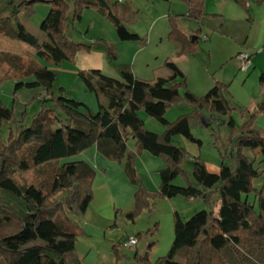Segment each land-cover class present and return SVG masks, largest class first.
Masks as SVG:
<instances>
[{
  "label": "trees",
  "instance_id": "trees-1",
  "mask_svg": "<svg viewBox=\"0 0 264 264\" xmlns=\"http://www.w3.org/2000/svg\"><path fill=\"white\" fill-rule=\"evenodd\" d=\"M180 1L186 5L185 17L200 23L205 16V0ZM232 1L246 7L247 0ZM37 3L51 6L39 26L45 37L42 42L19 20L20 15L31 13ZM119 7V3L107 0H10L0 3V15L9 11L0 17V40L24 43L34 51V56L58 66L63 61L74 60L85 48L67 36L69 27L73 28L85 9H98L113 24L120 41H141L123 24L125 16ZM121 8L135 15L128 4ZM170 37L181 46L180 55L199 39L197 34L187 39L176 28H172ZM193 37L195 40L191 42ZM182 39L189 45H182ZM164 66L169 75L152 82L137 79L128 68L120 70V80L106 77L99 70L79 72L86 90L98 100V110L92 113L83 103L62 95L51 96L49 92L56 75L39 67L33 59L0 53V69L8 68L19 80L14 92L44 88L51 102L49 108L42 106L30 126H21L15 135L0 144V264H80L75 255L76 233L71 217L85 214L93 199L95 173L83 161L59 163L92 146L103 157L123 162L132 185L137 184L136 154L146 151L162 157L165 167L159 170L157 196L200 199L210 206L216 196L214 208L201 210L186 222L181 221L177 212L173 213L174 237L166 256L150 262L148 253L141 256L135 252L133 264H264V170L255 167V160L243 153L260 150L264 156V136L252 126L251 120L245 122L237 133L233 167L222 163L218 172L211 173L203 162L193 160L192 176L196 185H174L173 181L183 174L180 165L186 153L171 143L172 138L182 136L200 145L191 133V125L203 127L201 112H209L211 124L215 117H227L231 107L223 95L225 85L216 82L198 97L187 89L185 76L174 62L166 61ZM28 78L33 81L24 82ZM259 81L264 83V74ZM101 98L105 100L102 103ZM182 101L193 108L192 114L167 122L168 109ZM57 109L64 114V120L57 117ZM260 110L264 111V106ZM139 111L158 121L164 127L163 133L157 135L144 129ZM12 116V110L0 104V127ZM225 124L235 130L230 116ZM129 139L135 141L136 154L128 151ZM46 167H53L46 184L20 186L12 179L14 172L26 173ZM258 178H262V185L257 190L253 181ZM250 193L254 194L253 202L248 200ZM145 202L138 189L134 211L127 217L133 220Z\"/></svg>",
  "mask_w": 264,
  "mask_h": 264
},
{
  "label": "rangeland",
  "instance_id": "rangeland-1",
  "mask_svg": "<svg viewBox=\"0 0 264 264\" xmlns=\"http://www.w3.org/2000/svg\"><path fill=\"white\" fill-rule=\"evenodd\" d=\"M9 1L0 0V3L3 5ZM107 1L120 4L119 9L125 16V19H122L123 24L131 33L138 35L141 41H120L113 24L98 9L90 8L83 10L81 19L73 28L70 26L68 29L67 36L70 40L85 45L80 52L81 56L79 57V53L74 60H66L56 66L34 56V51L29 46L10 40H5L12 42L10 52L0 49V53L33 59L39 67L46 68L56 75L49 92L51 96L55 98L62 95L64 98L83 103L92 113L98 110V100L93 93L86 90L78 77L82 66L102 60L106 69L116 70L118 75L122 68H128L137 79L152 82L157 77L169 75L164 66L166 61L174 62L175 58L185 56L189 61L184 65L187 71L184 73L187 89L190 91V86H193L199 77L205 78L210 88L216 82L223 84L226 86L223 95L228 99L231 110L227 117H215L207 128L199 124L191 125V133L200 141V145L189 142L182 136L172 138L171 143L186 153L180 165L183 174H180L173 184L196 185L192 176L193 160L203 162L211 173L218 172L222 163L233 167L234 157L237 156L236 137L242 125L251 120L252 126L264 136V111L260 110L261 106H264V83L259 81L260 75L264 74V1L247 0L245 8L233 2L237 13L223 10L222 15H205L203 18L207 21L203 20L201 33L198 30L200 23L185 17L186 5L180 0ZM125 4L130 6L135 15L123 11L121 6ZM205 5L206 11L218 8L214 0H205L204 10ZM50 7L49 4L37 3L31 13L19 17L26 30L40 42L44 41L45 37L39 26ZM8 14L9 11L3 12L0 17ZM222 26H237L239 30L236 38L222 34ZM172 28L181 33L184 30L187 36L182 34L187 39L195 34L199 39L180 55L181 46L170 37ZM227 34H230L228 29ZM204 35L209 39L213 38L211 47L209 40H202ZM186 44L189 45L188 42ZM239 52H246L251 56L252 65L248 72H240L238 67L236 69L234 66L237 63L234 57ZM18 81L9 73L8 68L1 67L0 104L12 110L13 116L10 121L2 122L0 144L6 142L10 135H15L21 126H30L42 106H51L50 97L44 88H23L14 92ZM30 81H33V78L24 82ZM103 101L105 100L101 98L100 102ZM192 110L186 102H179L168 109L165 120L174 122L178 117L190 114ZM140 113L145 117V121L142 119L144 129L157 135L163 133L164 127L158 121L143 111H139L138 115ZM201 114L210 118L208 111H202ZM56 115L60 120H64L65 116L60 109L56 110ZM229 116L233 119L235 130L229 129L225 124ZM219 122L224 124L218 125ZM127 148L129 152L136 154L134 140L129 139ZM243 153L255 160V167L264 170V156L260 150H245ZM79 161L88 164L95 173L91 203L83 216L71 217L76 233L75 255L80 264H133L135 252L141 256L148 253L150 262H155L158 258L166 256L172 245L174 212L179 214L182 222H186L195 213L214 208L216 196L211 206L200 199L191 200L180 196L167 199L157 196L156 192L160 186L159 170L165 167V161L162 157L152 156L146 151L136 154L134 159L136 185L129 182L123 162L118 163L103 157L95 146L74 157L61 160L59 165ZM52 168L46 167L26 173L14 172L12 179L20 186H39L49 182ZM261 185L262 178L253 181V187L257 190ZM138 189L146 202L137 216L130 220L127 214L134 211V196ZM248 200L254 201L253 193L249 194ZM128 237L137 239L135 247L121 246L122 241Z\"/></svg>",
  "mask_w": 264,
  "mask_h": 264
},
{
  "label": "crops",
  "instance_id": "crops-1",
  "mask_svg": "<svg viewBox=\"0 0 264 264\" xmlns=\"http://www.w3.org/2000/svg\"><path fill=\"white\" fill-rule=\"evenodd\" d=\"M171 1V0H170ZM170 1H168V2H170ZM214 2H215V4L217 5V7L218 8H214V11H211V10H208V11H206V5H205V10H204V12H205V15H207V16H210V15H222V13H221V11H223V10H227V11H229V12H231V13H237V9H236V7H235V5H233L234 3H233V1L232 0H214ZM183 14H184V12H183ZM183 14H181V15H183ZM203 20H205V21H207L206 19H202L201 21H200V24H199V28H198V30H199V32L201 33V28H202V24H203ZM227 29H228V32L230 33V34H227ZM238 28H237V26H222V28H221V32H222V34H224V35H230V36H232V37H235L236 38V36H237V32H238ZM182 33L185 35V36H187L186 35V33L184 32V30H182ZM183 40V39H182ZM208 40H209V46L211 47L212 45H213V38H210L209 39V37H208ZM1 43H0V49H2L3 51H9L10 52V50H9V48H10V46H11V44H12V42H10V41H5V40H1L0 41ZM182 43V45H185L186 43H185V41L183 40V41H181ZM24 44V43H23ZM24 48V47H23ZM24 49H26V48H24ZM81 54L82 53H80V55H79V57L81 56ZM78 57V58H79ZM236 57V56H235ZM234 57V61L236 62V58ZM187 62H189L188 61V59L185 57V56H180L179 58H175V60H174V63H175V65L178 67V69L184 74V73H187V71L185 70V68H184V65L187 63ZM93 63V62H92ZM232 64H233V61H232ZM234 65V64H233ZM251 65H252V63H251ZM234 66H236V69H237V63H236V65H234ZM82 70H80L79 72H81V71H90V70H99L104 76H106V77H109V78H113V79H116V80H120V75H118L117 74V71L116 70H108V69H106L105 67H104V64L102 63V60H99L98 62H96V61H94V64H87V65H85V66H82V68H81ZM78 72V73H79ZM148 73L146 72V75H147ZM134 75V74H133ZM184 76L186 77V75L184 74ZM134 77H136V76H134ZM137 78V77H136ZM157 78H164V77H157ZM156 78V79H157ZM193 86H190V92L193 94V95H195V96H203L209 89H210V86H209V84L207 83V81L205 80V78H203V79H201L200 77H199V80H196L193 84H192ZM212 87V86H211ZM207 89V90H206ZM22 89H20V91H21ZM34 90V89H33ZM204 90H206L205 92H203ZM19 91V90H18ZM17 91V92H18ZM203 93V94H202ZM139 117H140V119L142 120H144L145 121V117L143 116V115H141V113L139 114Z\"/></svg>",
  "mask_w": 264,
  "mask_h": 264
},
{
  "label": "built area",
  "instance_id": "built-area-1",
  "mask_svg": "<svg viewBox=\"0 0 264 264\" xmlns=\"http://www.w3.org/2000/svg\"><path fill=\"white\" fill-rule=\"evenodd\" d=\"M202 40L207 41L208 36L201 37ZM237 67L240 72H248L251 67V56L246 52H239L236 56ZM137 245V239L128 237L122 241L123 248H133Z\"/></svg>",
  "mask_w": 264,
  "mask_h": 264
},
{
  "label": "water",
  "instance_id": "water-1",
  "mask_svg": "<svg viewBox=\"0 0 264 264\" xmlns=\"http://www.w3.org/2000/svg\"><path fill=\"white\" fill-rule=\"evenodd\" d=\"M194 40H195V38L193 37V38L191 39V41H194ZM201 124H202L203 127H205V128L209 127V125H210V123H209V119H208L207 117H205V116H202V117H201Z\"/></svg>",
  "mask_w": 264,
  "mask_h": 264
}]
</instances>
